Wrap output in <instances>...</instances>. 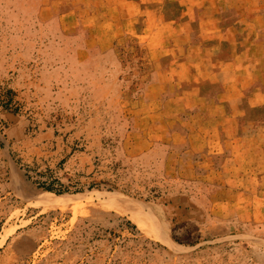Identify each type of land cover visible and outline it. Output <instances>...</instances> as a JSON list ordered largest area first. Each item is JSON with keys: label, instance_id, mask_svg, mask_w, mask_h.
I'll use <instances>...</instances> for the list:
<instances>
[{"label": "rangeland", "instance_id": "rangeland-1", "mask_svg": "<svg viewBox=\"0 0 264 264\" xmlns=\"http://www.w3.org/2000/svg\"><path fill=\"white\" fill-rule=\"evenodd\" d=\"M47 263L264 264V0H0V264Z\"/></svg>", "mask_w": 264, "mask_h": 264}, {"label": "crops", "instance_id": "crops-1", "mask_svg": "<svg viewBox=\"0 0 264 264\" xmlns=\"http://www.w3.org/2000/svg\"><path fill=\"white\" fill-rule=\"evenodd\" d=\"M244 2L247 1V0H243ZM247 16L250 17L251 16V11H248L247 12Z\"/></svg>", "mask_w": 264, "mask_h": 264}, {"label": "bare ground", "instance_id": "bare-ground-1", "mask_svg": "<svg viewBox=\"0 0 264 264\" xmlns=\"http://www.w3.org/2000/svg\"><path fill=\"white\" fill-rule=\"evenodd\" d=\"M42 196V195H41ZM42 198V197H41ZM95 244V243H94ZM55 259V258H54ZM109 263V262H108ZM48 264V263H47Z\"/></svg>", "mask_w": 264, "mask_h": 264}]
</instances>
